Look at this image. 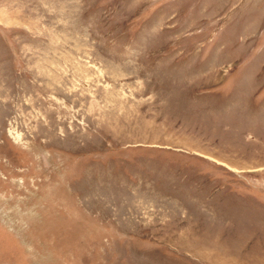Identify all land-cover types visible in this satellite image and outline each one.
Here are the masks:
<instances>
[{
  "label": "rangeland",
  "instance_id": "374dc122",
  "mask_svg": "<svg viewBox=\"0 0 264 264\" xmlns=\"http://www.w3.org/2000/svg\"><path fill=\"white\" fill-rule=\"evenodd\" d=\"M0 264H264V0H0Z\"/></svg>",
  "mask_w": 264,
  "mask_h": 264
}]
</instances>
